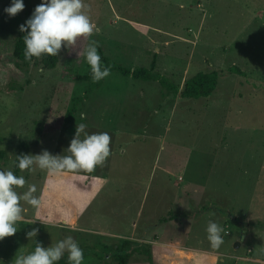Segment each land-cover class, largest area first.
Instances as JSON below:
<instances>
[{
    "label": "rangeland",
    "instance_id": "1",
    "mask_svg": "<svg viewBox=\"0 0 264 264\" xmlns=\"http://www.w3.org/2000/svg\"><path fill=\"white\" fill-rule=\"evenodd\" d=\"M40 2L23 0L9 16L11 0H0V170H12L22 140L26 154H65L79 123L109 133L110 155L91 172L20 170L25 185L15 190L33 184L41 203L20 201L16 232L0 238V264L67 236L82 249V264H118L123 251L125 264H137L146 258L139 233L210 247L209 220L224 229L212 249L222 253L217 264H264V0H83L99 32L62 46L52 68L39 57L15 66L9 54L18 26ZM93 39L129 68L155 56L156 69L179 85L216 69V88L207 97L171 98L156 81L112 70L86 93L87 82L73 75L89 68L83 48ZM232 65L244 75L229 72ZM71 107V120L50 131ZM55 264H69L67 253Z\"/></svg>",
    "mask_w": 264,
    "mask_h": 264
},
{
    "label": "clouds",
    "instance_id": "2",
    "mask_svg": "<svg viewBox=\"0 0 264 264\" xmlns=\"http://www.w3.org/2000/svg\"><path fill=\"white\" fill-rule=\"evenodd\" d=\"M23 8V0H11L4 11L9 16H14ZM86 8L83 0H41L24 23L18 26L24 33V58L29 60L43 54L56 56L62 46L69 49L77 43L78 38H88L94 32H99L98 26L86 14ZM97 48L98 42L94 39L83 48V56L94 82L108 76L110 71L108 66L102 64ZM85 128L84 123L76 125L73 138L63 150L65 154H51L46 149L36 154L21 153L15 156V167L21 171H32L35 166L52 174L79 170L91 172L109 157L111 137L107 132H86ZM24 185L23 176L14 175L11 169L0 170V238L16 232V222L22 219L24 210L20 201L34 208L41 203L39 197L33 195L36 192L35 185L29 184L22 193L15 190ZM223 231V227L217 222H207L206 238L212 249H218L223 243ZM35 235L36 229L26 232L29 238ZM65 253L69 264H82L83 251L71 236L47 247L36 242L32 251L15 255L13 264H55Z\"/></svg>",
    "mask_w": 264,
    "mask_h": 264
},
{
    "label": "trees",
    "instance_id": "3",
    "mask_svg": "<svg viewBox=\"0 0 264 264\" xmlns=\"http://www.w3.org/2000/svg\"><path fill=\"white\" fill-rule=\"evenodd\" d=\"M23 35L24 33L21 32L18 28L17 30V37L13 43L12 51L9 54L10 61L17 66L18 61L28 63L32 61L35 57H32L29 60L24 58V44H23ZM97 51L101 57V62L104 66H108L110 71L115 70L123 76H129L132 79H141V80H148V81H156L167 94L171 96V98L179 95L182 98H192L197 99L200 97H207L210 95L216 88L217 79L219 76V72L216 69H211L208 71H199L192 76L186 78L182 85H179L173 81L172 78L160 73L156 69V62L155 56L152 57L149 65L146 66H137L134 68L126 67L118 62L114 61L110 57L104 54L102 49L98 46ZM40 63L45 66L52 68L55 66L57 62V55L51 56L47 54H43L39 57ZM229 72H236L239 75H244V73L239 70L236 66L232 65L227 68ZM73 79L78 81H85L87 85L84 89L86 93L92 91L94 88L101 84V80L93 81L91 79V72L90 67L86 70L85 73L79 74L76 73L73 75ZM74 107H71L66 110L63 115H59L52 124H48L47 128L50 131L55 129H59L62 125L66 122H69L72 118V114L74 112ZM28 151V143L26 141H19L16 146V153L15 156L21 153L26 154ZM15 156L12 162V171L14 175L19 176V169L15 167L14 161ZM5 151L0 149V160L4 159ZM143 254L147 257L148 261L150 262V252L148 248L142 249ZM130 253L123 251L122 253L117 255V262L118 264H125L129 258Z\"/></svg>",
    "mask_w": 264,
    "mask_h": 264
},
{
    "label": "crops",
    "instance_id": "4",
    "mask_svg": "<svg viewBox=\"0 0 264 264\" xmlns=\"http://www.w3.org/2000/svg\"><path fill=\"white\" fill-rule=\"evenodd\" d=\"M98 179L92 183L93 188L88 192L86 191L87 195L94 193L97 187L100 186ZM136 224L135 222V227ZM191 235L189 237L192 238ZM135 239L142 245H146L144 248H148L150 252V262L145 261L147 257L144 255L146 258L137 262V264H217L218 255L222 254L214 252L212 248L207 246L200 247L190 239L182 242L174 236H167L161 232L153 236L139 233Z\"/></svg>",
    "mask_w": 264,
    "mask_h": 264
},
{
    "label": "water",
    "instance_id": "5",
    "mask_svg": "<svg viewBox=\"0 0 264 264\" xmlns=\"http://www.w3.org/2000/svg\"><path fill=\"white\" fill-rule=\"evenodd\" d=\"M243 237H244V235L241 236V238H243ZM239 244H240L239 240L235 241L233 247L236 248L237 246H239Z\"/></svg>",
    "mask_w": 264,
    "mask_h": 264
}]
</instances>
